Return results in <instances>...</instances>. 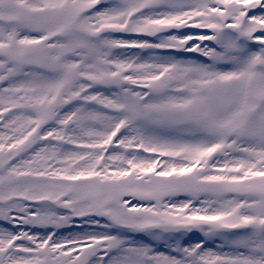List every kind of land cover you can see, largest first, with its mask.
<instances>
[{"label":"snow or ice","instance_id":"snow-or-ice-1","mask_svg":"<svg viewBox=\"0 0 264 264\" xmlns=\"http://www.w3.org/2000/svg\"><path fill=\"white\" fill-rule=\"evenodd\" d=\"M0 264H264V0H0Z\"/></svg>","mask_w":264,"mask_h":264}]
</instances>
